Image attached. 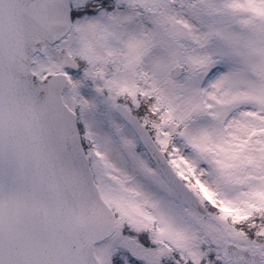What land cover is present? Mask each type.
<instances>
[{
	"label": "snow or ice",
	"instance_id": "1",
	"mask_svg": "<svg viewBox=\"0 0 264 264\" xmlns=\"http://www.w3.org/2000/svg\"><path fill=\"white\" fill-rule=\"evenodd\" d=\"M0 264H264V0H0Z\"/></svg>",
	"mask_w": 264,
	"mask_h": 264
},
{
	"label": "water",
	"instance_id": "2",
	"mask_svg": "<svg viewBox=\"0 0 264 264\" xmlns=\"http://www.w3.org/2000/svg\"><path fill=\"white\" fill-rule=\"evenodd\" d=\"M66 201L70 204V196L66 197ZM38 216L35 211L29 210L25 211L20 214L19 216V222L22 226L28 229H38L39 228V223H38Z\"/></svg>",
	"mask_w": 264,
	"mask_h": 264
}]
</instances>
